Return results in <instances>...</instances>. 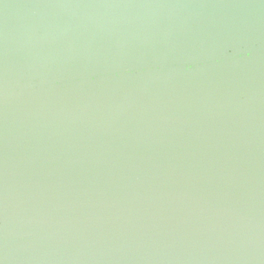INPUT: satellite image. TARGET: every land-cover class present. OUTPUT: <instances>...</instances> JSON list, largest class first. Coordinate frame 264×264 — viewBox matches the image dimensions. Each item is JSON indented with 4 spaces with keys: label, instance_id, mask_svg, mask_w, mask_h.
Wrapping results in <instances>:
<instances>
[{
    "label": "water",
    "instance_id": "1",
    "mask_svg": "<svg viewBox=\"0 0 264 264\" xmlns=\"http://www.w3.org/2000/svg\"><path fill=\"white\" fill-rule=\"evenodd\" d=\"M0 264H264V0H0Z\"/></svg>",
    "mask_w": 264,
    "mask_h": 264
}]
</instances>
